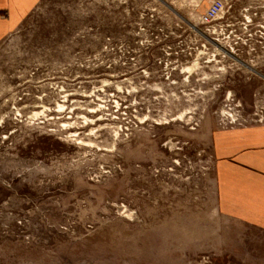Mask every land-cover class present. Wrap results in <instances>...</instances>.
Wrapping results in <instances>:
<instances>
[{
  "label": "rangeland",
  "instance_id": "obj_1",
  "mask_svg": "<svg viewBox=\"0 0 264 264\" xmlns=\"http://www.w3.org/2000/svg\"><path fill=\"white\" fill-rule=\"evenodd\" d=\"M245 128L264 0H39L0 40V264H264L216 207Z\"/></svg>",
  "mask_w": 264,
  "mask_h": 264
},
{
  "label": "crops",
  "instance_id": "obj_2",
  "mask_svg": "<svg viewBox=\"0 0 264 264\" xmlns=\"http://www.w3.org/2000/svg\"><path fill=\"white\" fill-rule=\"evenodd\" d=\"M39 0H0V40ZM216 207L224 216L264 230V131L217 130Z\"/></svg>",
  "mask_w": 264,
  "mask_h": 264
}]
</instances>
